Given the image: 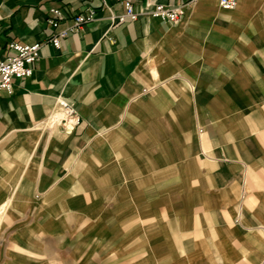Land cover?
<instances>
[{
    "label": "crops",
    "instance_id": "0c3cea01",
    "mask_svg": "<svg viewBox=\"0 0 264 264\" xmlns=\"http://www.w3.org/2000/svg\"><path fill=\"white\" fill-rule=\"evenodd\" d=\"M125 1L0 0V57L70 27L52 8L96 9L0 89V212L37 219L0 264H264V0L112 20Z\"/></svg>",
    "mask_w": 264,
    "mask_h": 264
},
{
    "label": "built area",
    "instance_id": "2783aa9c",
    "mask_svg": "<svg viewBox=\"0 0 264 264\" xmlns=\"http://www.w3.org/2000/svg\"><path fill=\"white\" fill-rule=\"evenodd\" d=\"M239 0H219L220 5L224 9H234ZM125 10L120 14H113L112 20L117 22H125L135 20L141 15H151L159 17L163 20L175 23L178 22L185 13V4L169 5L164 3H156L150 9H136L135 4L131 0L124 2ZM96 9L93 6H87L81 13H75L69 17L60 8H52L48 21L57 25L60 20L68 18L70 27L53 34L46 41H38L34 43H20L12 41L9 43L10 53L5 57H0V89L5 88L10 93L13 92V80L15 78L28 77L33 74L34 65L40 55L41 47L44 42H51L55 47L61 46L62 39L69 35L70 30H77L85 24L95 20ZM75 108L69 101L61 97L58 101V110L52 115L53 124L64 125L66 128H72L79 123L76 117Z\"/></svg>",
    "mask_w": 264,
    "mask_h": 264
},
{
    "label": "rangeland",
    "instance_id": "374dc122",
    "mask_svg": "<svg viewBox=\"0 0 264 264\" xmlns=\"http://www.w3.org/2000/svg\"><path fill=\"white\" fill-rule=\"evenodd\" d=\"M5 207L2 209V211L0 212V263H4V261L8 258V256L1 254L2 249H6L9 244H11V236L19 230V228H22V230H26L28 229V227L30 225H32V222H36L37 219H2V215L1 213L4 211ZM39 221H41V219H39ZM40 226H42V224L40 223ZM43 229L44 226H42ZM74 226H72L73 228ZM28 239L26 237H23V241H25L24 243L28 242ZM62 241V240H61ZM37 247L39 248H47V246H52L50 245L52 240H50L47 237L46 232L42 233L38 238H37ZM54 248L56 251L59 250L58 247H52ZM53 251V250H52ZM61 251V250H60ZM53 253V252H52ZM64 256H62L63 259H68L69 255L67 253H63ZM72 259V257H71Z\"/></svg>",
    "mask_w": 264,
    "mask_h": 264
}]
</instances>
